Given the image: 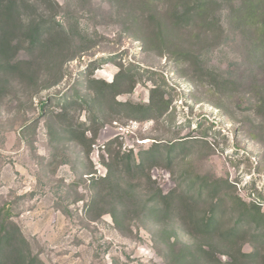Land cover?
Instances as JSON below:
<instances>
[{
	"label": "rangeland",
	"instance_id": "rangeland-1",
	"mask_svg": "<svg viewBox=\"0 0 264 264\" xmlns=\"http://www.w3.org/2000/svg\"><path fill=\"white\" fill-rule=\"evenodd\" d=\"M55 1L72 40L67 53L74 57L53 85H45L51 79L47 74L28 86L12 78L0 91V209L9 212L32 252L44 264H169L163 257L171 254L165 238L181 229L173 217L161 220L172 229L157 241L148 198L158 189L178 190L194 177L218 197L233 191L248 203L259 202L261 194L264 212V66L255 62L257 27L250 25L253 21L241 26L243 15L233 11L239 4L216 0L219 29L203 36L210 41L195 31L177 32L170 37L172 48L163 45L159 52L142 41L143 27L128 19L129 11L118 13L111 0ZM30 55L21 49L16 58ZM120 65L133 66L138 75L130 92L126 83L120 87L115 102L147 103L153 81H164L168 111L141 121L96 99L85 86L87 71L109 83ZM66 98L76 101L62 114ZM80 124L91 143L88 153L67 141L64 132ZM174 144L181 146L168 156ZM151 148L157 151L143 173L152 183L137 179L144 176H133L140 173L134 170L121 175L128 185L140 183L134 197L129 190H110L117 187L123 166L115 155L138 162ZM109 165L116 182L110 188L100 181ZM210 203L203 192L196 208L202 214ZM233 207L228 198L220 205L217 218L224 216L223 225H232ZM252 246L244 243L242 250L251 252Z\"/></svg>",
	"mask_w": 264,
	"mask_h": 264
},
{
	"label": "trees",
	"instance_id": "trees-1",
	"mask_svg": "<svg viewBox=\"0 0 264 264\" xmlns=\"http://www.w3.org/2000/svg\"><path fill=\"white\" fill-rule=\"evenodd\" d=\"M252 1L254 0H235V2L221 0L222 3L219 2V4H239L238 8L234 7L233 11L236 16L242 17L243 15L245 22L241 20V26L253 21L250 25L257 27V32L253 34L257 40L253 45L257 46L256 52L259 54L255 62L264 66V0ZM111 3L120 14L127 9L128 19L137 27H143L140 32L145 36H141V39L143 42L147 41L152 50L159 51L163 45L171 49L170 37L178 34L177 32L195 31L197 36L201 33L202 41L208 42L211 39L203 40L205 33L212 29L214 31L219 29L216 19V0H111ZM62 10V6L55 0H0V91L9 85L12 78L18 79L21 83L25 82L26 86L35 85L40 77L47 74H51V79H48L45 85H53L57 79L61 78L64 63L74 57L67 53L72 42L70 33L65 30L58 18ZM21 49L31 54L29 59L16 58ZM186 53L185 56L193 55L190 52ZM199 53H194L195 62L200 58ZM175 63L177 66L182 65L178 58L175 59ZM120 68L116 79L109 83L93 79L91 72L87 71L89 78L85 84L86 88L93 92L96 99L102 101L103 104L110 103L111 107H117L120 113L125 112L126 117L148 121L168 111L170 102L165 97L164 81H153L155 87L150 89L147 103L115 102L120 87L126 83L127 92H130L135 85V77L138 75L133 66L124 69L120 65ZM216 85L219 86V83ZM75 101L74 98H66L61 105V113L68 111L67 108L74 105ZM82 126L80 124L74 130L69 125L64 132L67 141L77 143V146L87 149L88 153L91 143L85 137V130L81 129ZM180 146L181 144L169 145L166 154L170 156ZM154 148L142 152L138 162L133 161L130 155L121 156L117 153L115 161L123 163V166L117 177V187H112L110 190H129L133 196V189L137 188L140 183L135 182L128 185L127 180H124L121 175H124L123 172L129 174L134 170L140 173H135L133 176L143 175L144 178L139 176L137 179L148 185L151 184V178L148 174H144L143 170L149 161L147 158L154 157L157 151ZM111 171L112 168L109 165L108 175L100 179L106 182L109 188L116 183H114L115 179L112 178ZM133 176L129 177L135 179ZM197 180L198 178L195 177L186 180L179 184L178 190L168 193H163L160 189L155 190L149 197L150 199L148 198L152 207L148 212V218L154 219L156 232L153 237L157 241L160 235L168 232L169 227L172 229L167 222L161 224V220L173 217L177 219L181 229L173 236L165 238L171 254L168 255L170 259L163 256L164 259L169 264H264V212L260 206V199L263 196L258 195L259 202L250 201L248 203L236 196L233 191L229 197H218L215 196V190H206L203 188V183H198ZM203 192L211 198V203L210 207L200 214L196 205ZM227 198L232 200L234 206L232 210L236 211L231 226L223 225L226 224L222 218L224 216L219 215V219L217 218V211L220 205L227 201ZM123 203L126 205L123 201L120 205ZM113 219L117 223L116 215H113ZM171 239H174L173 242H170ZM181 239L187 242L183 243ZM250 241L253 245L252 251L245 253L242 247L244 243ZM218 255L227 256L230 260L221 261ZM0 264H44L39 256L32 252L29 242L17 224L12 221L9 212L3 208L0 209Z\"/></svg>",
	"mask_w": 264,
	"mask_h": 264
}]
</instances>
